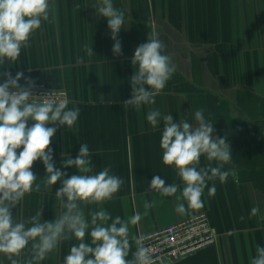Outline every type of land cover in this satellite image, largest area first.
Returning a JSON list of instances; mask_svg holds the SVG:
<instances>
[{
    "label": "crops",
    "instance_id": "1",
    "mask_svg": "<svg viewBox=\"0 0 264 264\" xmlns=\"http://www.w3.org/2000/svg\"><path fill=\"white\" fill-rule=\"evenodd\" d=\"M49 3V21L42 22L30 38V47L21 50L15 63L0 65V74L11 72L15 77L23 73L21 86L30 78L49 88L65 89L68 108L80 109L72 128L50 125L57 127L50 147L58 169L68 176L78 174L75 167L63 168L62 164L69 156L75 158L86 143L92 174L111 165V173L124 180L111 201L81 205L89 221L91 211L104 210L122 219L140 213V222L129 227L131 251H135L133 237L206 213L217 243L165 264H251L256 246H264V0H113L125 13V25L117 37L122 46L119 56L112 52L107 18L96 13L97 0ZM76 4L81 7L77 9ZM153 30L176 72L156 94L154 104L126 111L123 103L131 97L130 77L135 67L131 59ZM85 43L93 46L90 58L82 50ZM78 57L84 62L78 63ZM4 79L0 75V83ZM199 109L213 122L214 135L230 143L232 161L222 170L235 176L230 174L224 184L218 178L208 181V187L216 186L215 196L209 197L205 188L204 207L181 215L175 208L183 183L174 167L162 163L163 121L153 128L146 116L159 110L177 122L184 119L195 126L194 114ZM208 164L202 156L200 166ZM32 171L40 179L46 175L41 161L34 163ZM155 175L165 180V186L179 185L176 196L164 197L150 189ZM60 187L57 182L51 191L26 195L12 210L14 219L27 220L41 210L43 221L54 220L63 211L55 196ZM153 201L144 215L145 203ZM253 207L259 211L250 218ZM85 241L90 243V236ZM76 243L75 238L62 242L41 264H64ZM0 264H9L3 254Z\"/></svg>",
    "mask_w": 264,
    "mask_h": 264
},
{
    "label": "clouds",
    "instance_id": "2",
    "mask_svg": "<svg viewBox=\"0 0 264 264\" xmlns=\"http://www.w3.org/2000/svg\"><path fill=\"white\" fill-rule=\"evenodd\" d=\"M75 7L79 9L80 4ZM99 16L107 18V26L114 41L112 52L119 56L122 52L117 38L125 25V13L114 6L113 0H97L94 5ZM49 0H0V65L15 63L22 49L30 47V38L41 28L42 22L50 19ZM90 58L93 46L85 43L82 49ZM83 63V57L77 58ZM134 74L130 77L131 97L124 101L123 107L139 110L144 104H154V97L163 90L176 66L165 54V45L153 30L147 41L138 45L131 59ZM0 83V254L9 264H41L59 248L64 241L75 238L64 257V264H154L152 249L146 246V237L129 239L130 225H137L141 214L135 213L127 219L113 218L107 211H91L86 217L81 205H96L111 201L124 184V180L111 173V165L93 173L91 153L86 143L81 144L75 158L67 157L63 168L75 167L78 174L68 176L55 166L53 149L50 147L57 127L72 128L80 115V109L68 108L67 99H53V90L34 95L35 81L26 79V86L19 81L23 73L15 77L11 72ZM60 92L59 97H65ZM195 126L187 120L175 121L171 114L162 115L159 110H151L146 119L155 128L163 121L160 139L162 163L174 167L183 188L176 196L180 186L173 183L165 186L159 175L153 176L149 188L161 196H176L175 211L181 215H191L204 207L202 196L208 188V196L214 197L216 186L208 187V181L219 179L227 182L229 175L235 173L222 170L224 164L232 161L230 143L226 137L214 135L213 122L205 118L204 110L195 112ZM29 121L33 123L29 126ZM209 164L201 167V157ZM36 161H41L46 175L40 179L32 171ZM212 161L217 166H212ZM40 182H37V181ZM60 182L55 192L63 211L54 220L43 221L42 211L27 220L17 221L13 209L32 192L51 191ZM183 201V202H180ZM155 202H146L147 209ZM259 209L253 207L250 218ZM111 221L110 224L107 222ZM90 236V243L85 241ZM131 252V259L129 254ZM256 255L251 264H264V246L257 245Z\"/></svg>",
    "mask_w": 264,
    "mask_h": 264
},
{
    "label": "built area",
    "instance_id": "3",
    "mask_svg": "<svg viewBox=\"0 0 264 264\" xmlns=\"http://www.w3.org/2000/svg\"><path fill=\"white\" fill-rule=\"evenodd\" d=\"M51 90L53 88L43 83H35L32 89L34 95H43ZM54 91L56 96L52 97L53 99L70 101L65 89ZM60 92H65L66 96L59 97ZM143 236L146 237V246L152 249L154 264H163V259L175 263L217 243V234L206 213L193 215L184 221Z\"/></svg>",
    "mask_w": 264,
    "mask_h": 264
},
{
    "label": "water",
    "instance_id": "4",
    "mask_svg": "<svg viewBox=\"0 0 264 264\" xmlns=\"http://www.w3.org/2000/svg\"><path fill=\"white\" fill-rule=\"evenodd\" d=\"M165 263H170V261L168 259H163V264Z\"/></svg>",
    "mask_w": 264,
    "mask_h": 264
}]
</instances>
